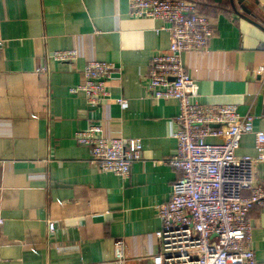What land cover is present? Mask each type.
<instances>
[{
    "label": "crops",
    "instance_id": "crops-1",
    "mask_svg": "<svg viewBox=\"0 0 264 264\" xmlns=\"http://www.w3.org/2000/svg\"><path fill=\"white\" fill-rule=\"evenodd\" d=\"M188 1L215 29L205 51L183 55L198 101L236 105L264 132V0H246L249 13L239 0ZM163 26L131 16L129 0H0V264H113L118 239L126 264H153L158 208L179 176L169 163L178 104L147 90L152 57L170 46ZM69 49L79 52L74 63L47 60ZM91 61L118 67L99 106L70 92L85 82ZM93 123L104 136L142 139L143 159L128 179L103 173L76 141ZM257 154L255 135L244 136L237 156ZM257 179L264 182V162ZM248 218L251 249L264 264V209L254 207Z\"/></svg>",
    "mask_w": 264,
    "mask_h": 264
},
{
    "label": "built area",
    "instance_id": "built-area-1",
    "mask_svg": "<svg viewBox=\"0 0 264 264\" xmlns=\"http://www.w3.org/2000/svg\"><path fill=\"white\" fill-rule=\"evenodd\" d=\"M129 9L133 17L164 24L159 31L169 34L170 46L152 57L147 90L154 99L176 101L179 107L177 151L169 161L179 176L170 201L158 208L160 252L153 264H258L248 215L256 206L264 209V182L257 179L258 166L264 162V132L255 131V118L241 115L236 105L200 103L199 83L183 63L185 53L206 50L214 27L188 0H129ZM78 57L76 49H69L56 51L47 60L69 64ZM42 72L47 69L38 70ZM117 73L114 63L91 61L84 68L85 82L70 92L83 93L89 105L99 106L109 99V84ZM116 103L123 111L129 107L125 99ZM246 135H255L256 157L237 156ZM75 139L90 148L92 164L123 179L143 159L142 139L104 136L102 126L95 123L76 132ZM54 232L51 222L49 234ZM126 261L125 242L118 239L113 264Z\"/></svg>",
    "mask_w": 264,
    "mask_h": 264
},
{
    "label": "water",
    "instance_id": "water-1",
    "mask_svg": "<svg viewBox=\"0 0 264 264\" xmlns=\"http://www.w3.org/2000/svg\"><path fill=\"white\" fill-rule=\"evenodd\" d=\"M245 2H246V0H239V3L241 4L243 11H245L246 13H249L247 8L244 6Z\"/></svg>",
    "mask_w": 264,
    "mask_h": 264
}]
</instances>
